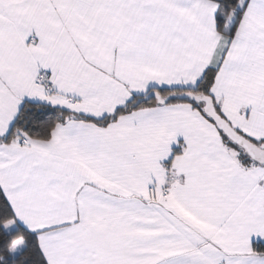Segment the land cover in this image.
<instances>
[{"label": "snow or ice", "instance_id": "1", "mask_svg": "<svg viewBox=\"0 0 264 264\" xmlns=\"http://www.w3.org/2000/svg\"><path fill=\"white\" fill-rule=\"evenodd\" d=\"M0 264H264V0H0Z\"/></svg>", "mask_w": 264, "mask_h": 264}]
</instances>
